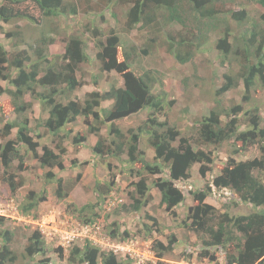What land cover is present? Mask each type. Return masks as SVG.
Masks as SVG:
<instances>
[{"label": "trees", "instance_id": "1", "mask_svg": "<svg viewBox=\"0 0 264 264\" xmlns=\"http://www.w3.org/2000/svg\"><path fill=\"white\" fill-rule=\"evenodd\" d=\"M130 7L127 10L128 28L150 26L152 23L178 21L185 28L189 27V36L184 33L176 40L172 51L181 63L189 62L208 40L209 35L204 25L221 16V25L215 39L218 50V60L231 65L237 62L236 69L229 68L223 74V84L216 94L221 95L236 88L241 81L245 86L244 99L251 102L250 91L256 86L264 91V12L260 22L251 27L248 7L245 3L231 2L229 7L220 12L217 10L219 0H124ZM264 8V0H250ZM78 2L71 0H1L0 1V29L2 23L15 19H26L30 23L40 25L50 17H60L78 12ZM228 19L239 26H230ZM220 25V24H217ZM42 32L39 43L34 47L35 61L28 50L23 49L10 53L0 40V78L8 80L12 87L4 88L0 85V93H9L13 111L17 115L13 120L5 119L0 112V159L5 168L3 180L6 181L13 194L25 185V178L21 172L29 167L26 161L29 152L39 161L45 172L46 181L56 180L58 187L56 195L65 198L68 192L63 189L62 178L56 176L52 169H63L62 155L66 153V146L59 144L58 152L47 145L39 153V142L35 141L30 128V121L26 115L33 106L31 100L26 99L29 94L38 99L41 106L47 108L48 116L42 118L41 125L47 128L53 136L60 135L64 127L78 117H83L89 131L98 136L93 150L101 155L109 152L119 156L127 153L131 174L140 177L132 181L130 197L132 211H140L152 196L151 186L142 170H134L138 163L143 170L150 173H165L166 179L157 178L152 183L161 192V201L168 210H174L186 198V192L177 185L186 182L191 177V170L199 164V173L205 176L211 170L214 162V150L199 147L202 145L222 146L225 142L239 143L238 150L247 152L254 146H259L260 155L253 158L227 161L220 172L211 181L205 183L201 189H188V194L194 199V205L189 208L187 219L191 222L185 225L201 233L203 248L198 255L213 260L216 251L224 255V264H264V116L261 107L254 103L246 108L242 103L221 106L217 102L207 115L196 120L194 126L197 134L183 136L180 129L168 122L161 121L157 113L164 109L165 94L155 92L157 78L153 70H145L142 74L133 71L131 60L136 54V47L126 48L120 43L117 33L111 32L104 40H99L100 49L96 57L102 71H116L123 80V85H112L107 90H92L84 98H78L75 91L83 84L78 76L82 64L90 61L87 45L80 35L64 38V52L49 57V46L62 42L56 36H50L51 29ZM97 32V30H96ZM48 34V35H47ZM7 35H11L8 32ZM15 37L21 36L14 32ZM149 49L143 50L149 54ZM231 63V64H230ZM232 67V65H231ZM234 69V70H233ZM96 82V81H95ZM112 100V105L105 108L103 103ZM151 111L148 118L136 130L130 129L126 137L117 121L138 114L144 109ZM4 126H1V124ZM107 125L111 142L106 143L101 135V127ZM242 126H245L242 129ZM16 128L15 137L11 138ZM71 131L68 132V134ZM149 134V141L155 151V162L145 157L141 149L142 133ZM39 135V133H38ZM87 136L77 133L72 137L73 144H83ZM177 142V143H176ZM199 145V146H198ZM114 147V148H112ZM17 162V172L13 171V163ZM19 173V174H18ZM226 188L232 191L237 199L235 204L248 203L254 207L250 213H232L230 208L219 210L206 199L212 193V187ZM101 194H108L111 185L98 186ZM46 189L29 190L20 204L23 215H31L42 201L47 199ZM99 201V200H98ZM87 203L76 208L78 216L83 222L96 223L98 214L95 207L99 202ZM103 200H101V203ZM36 217V216H35ZM157 223V219L148 216ZM1 221V218H0ZM146 233L152 236V227L147 224ZM109 235L117 242H124L129 238L128 230L122 231L118 222H112ZM13 231L0 228V264H14L20 254L13 249ZM175 235L169 237L168 244L154 238L153 247L159 261L152 264H166L165 255L173 251ZM93 239L85 236L81 245H74L69 261L77 264H130L131 258H122L113 250H103L94 244ZM61 255L63 248L59 249ZM39 253H46V240L42 232L34 230L28 237V242L22 252L28 259H36ZM50 264L48 258L36 260L35 263Z\"/></svg>", "mask_w": 264, "mask_h": 264}, {"label": "rangeland", "instance_id": "2", "mask_svg": "<svg viewBox=\"0 0 264 264\" xmlns=\"http://www.w3.org/2000/svg\"><path fill=\"white\" fill-rule=\"evenodd\" d=\"M71 1H76L79 5L78 12L75 14L50 17L40 25L30 23L26 19H15L8 23H2L1 42L10 53H16L23 49L28 50L32 61H35L34 47L39 43L42 32L46 33L45 30L51 29V33L48 32V34L56 36L58 40L62 41L49 46L50 58L64 52V38L75 34L83 37L90 61L83 63L78 71V76L83 84L75 91L74 95L82 99L92 90H107L113 84L123 85V80L116 71L100 69V62L96 57V53L101 47L99 40H104L111 32L117 33L123 46L126 48L136 47V54L131 60L133 71L142 74L145 70H153L158 79L154 91L165 94L164 109L157 113L158 118L161 121L168 120L169 123L177 126L183 136L192 134L196 136L195 121L207 115L209 109L217 102L223 107L242 103L246 108L256 103L261 107V114L264 116V91L259 87L260 85L250 91L251 102L244 99L246 92L242 81L238 87L221 95L216 94L217 89L223 84V74L228 72L229 68L236 69L237 67L236 61L230 63L231 67L228 62L221 63L218 60L215 39L218 30L224 24L221 22V16L204 25L210 37L209 40L200 47L189 62L181 63L173 55L172 48L183 33L189 36L188 32L191 29L185 28L182 23L178 21L166 23L159 20L157 24L152 23L145 27L137 25L130 29L126 23V14L130 6L124 0ZM232 1L245 3L248 7L250 22L246 24L247 26L251 27L255 22H260L264 8L250 0H219L217 10L221 13L224 12ZM228 21L231 27L239 29V26L231 19ZM8 32H11V35L8 36ZM14 32H19L21 36L15 37L12 35ZM146 49H149V54L143 53V50ZM0 85L4 88H13L8 80L1 78ZM26 99L33 102V106L26 115L30 121L34 140L40 144L39 153L44 145L54 148L57 152L59 144L67 148L66 153L62 155L65 167L52 170L57 177L62 178L63 189L68 192V195L65 198H59L56 195L58 183L55 179L46 181L44 175L48 169L41 167L31 152L28 153L26 159L30 165L27 170L21 172L25 178V185L16 194H13L8 183L3 180L5 168L0 159V228H8L14 232L12 246L20 254L14 264L35 263L36 260L43 258H48L50 264H77L69 261L70 252L74 245L83 243L85 236L79 235L68 243L64 238V231L81 232V226L85 222L78 216L76 208L87 203H95L98 200L101 205L95 207V212L97 211L99 215L94 220L101 226V230L97 233L92 232V234L102 240L110 238L113 242L115 239L109 235L108 230L112 222H118L122 231L130 232L128 239L133 238L139 241L137 247L141 254L143 252L144 262L131 260L130 264L157 263L159 257L154 250L153 240L158 238L168 244L171 235H175L174 249L163 258L166 264L225 263L224 255L220 251L215 252L213 260L198 255L204 247L202 244L203 235L185 225L184 220L188 224L191 222L190 219H187V214L189 208L194 205V199L187 191L190 188H204L205 183L211 181L231 158L241 160L260 155L259 146H254L242 153L238 150L239 143H236L237 147L232 142H225L220 147L198 145L214 150L215 160L210 165L211 170L205 176H201L198 171L200 165L195 164L188 181L177 185L185 190L186 198L173 211L168 210L162 203L161 192L152 183L157 178L166 179L167 174L150 173L143 170L137 163L134 170H142V174L146 176L151 186L152 198L142 210L132 211L133 200L130 197V191L134 189H132L131 182L137 181L140 177L137 173H130L127 153H121L119 156L112 152L105 155L96 153L93 146L97 142L98 136L89 131L83 117H78L77 120L68 123L60 135L53 136L47 128L41 125L42 118L48 116V107L43 108L40 101L33 99L29 94L26 95ZM112 102V100L105 101L103 106L109 108ZM150 111L149 108H146L138 114L117 121L126 137L131 134L130 129L136 130L144 123ZM0 112L5 119L13 120L17 116L13 111L11 97L6 91L0 93ZM1 126L4 124L2 123ZM244 128L245 126H242V129ZM69 131L71 132L68 134ZM79 132L85 134L87 140L83 144L75 145L72 142V137ZM15 134L16 128L13 129L10 137H15ZM101 135L107 144L111 142L112 136L109 134L107 125L101 127ZM0 141H2L1 137ZM140 146L145 152V157L149 161L155 162V151L150 144L149 134L142 133ZM17 165V162L13 163V171L17 172ZM107 184L111 185L112 189L108 194L103 195L98 186ZM43 188L46 189L47 199L42 201L37 209H34L33 214L23 215L20 204L23 202L24 196L29 190L41 192ZM236 199L237 197L232 191L213 186L212 193L206 202L219 210L230 208L231 212L235 214L250 213L254 210L251 204L233 203L232 201ZM101 200H103L102 203ZM148 216L156 218L157 223L155 224ZM145 224L152 227V236L146 233ZM36 229L42 232L46 240V253H39L33 260L24 257L22 252L28 242L29 235ZM94 244L100 245L103 250H109V247L102 246L100 243ZM60 248H63L62 255L59 251ZM118 255L124 258L123 252Z\"/></svg>", "mask_w": 264, "mask_h": 264}, {"label": "built area", "instance_id": "3", "mask_svg": "<svg viewBox=\"0 0 264 264\" xmlns=\"http://www.w3.org/2000/svg\"><path fill=\"white\" fill-rule=\"evenodd\" d=\"M101 226L96 223H85L81 226V232L75 233L74 230L64 232V238L69 243L72 240H74L75 237L79 235L87 236L91 239H93L94 242L100 243L102 246L109 247V250H113L116 253L123 252L125 257H130L132 260H137V262H144V257H142V254L140 253L138 249L139 241L135 240L133 238L127 239L124 242H117V241H111L110 238L106 239H99L96 237L92 232H100ZM69 232V233H67ZM105 247V248H106ZM151 252V250H149Z\"/></svg>", "mask_w": 264, "mask_h": 264}, {"label": "clouds", "instance_id": "4", "mask_svg": "<svg viewBox=\"0 0 264 264\" xmlns=\"http://www.w3.org/2000/svg\"><path fill=\"white\" fill-rule=\"evenodd\" d=\"M116 241V240H115Z\"/></svg>", "mask_w": 264, "mask_h": 264}]
</instances>
